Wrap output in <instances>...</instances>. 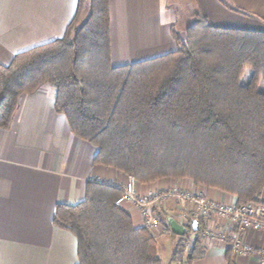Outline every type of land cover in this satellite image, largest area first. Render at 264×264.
<instances>
[{"label":"trees","instance_id":"1","mask_svg":"<svg viewBox=\"0 0 264 264\" xmlns=\"http://www.w3.org/2000/svg\"><path fill=\"white\" fill-rule=\"evenodd\" d=\"M110 1L79 0L64 36L0 64V128L11 127L24 94L50 83L73 134L98 147L96 164L143 184L188 178L238 205L261 203L264 31L197 15L185 37L173 29L176 50L115 66ZM122 186L91 180L81 202L57 204L54 224L77 237V264H162L157 236L116 205ZM185 227L193 244L176 248L175 264L206 252V220Z\"/></svg>","mask_w":264,"mask_h":264},{"label":"crops","instance_id":"2","mask_svg":"<svg viewBox=\"0 0 264 264\" xmlns=\"http://www.w3.org/2000/svg\"><path fill=\"white\" fill-rule=\"evenodd\" d=\"M78 3L0 0V64L8 65L17 53L64 36ZM193 6L196 12L189 25L197 15H204L216 26L264 31V0H193ZM110 12L113 65L176 50L173 29L180 30L170 0H111ZM98 151L97 146L73 134L66 116L56 111L50 83L22 96L11 127L0 128V264L78 263L77 237L54 224L57 204L81 202L91 180L124 184L128 178L114 168L96 164ZM171 185L202 192L213 201L237 204L236 196L196 185L188 178L138 183V190ZM153 206L167 228L157 240L166 236L175 252L181 237L175 229L183 223L162 203ZM122 207L135 226L142 227L138 208L128 202ZM179 208H183L180 202ZM231 226L222 217L207 223V228ZM245 236L256 248H264V232L249 230ZM205 246V254L193 264H255L257 259L236 257L226 244L210 238Z\"/></svg>","mask_w":264,"mask_h":264},{"label":"built area","instance_id":"3","mask_svg":"<svg viewBox=\"0 0 264 264\" xmlns=\"http://www.w3.org/2000/svg\"><path fill=\"white\" fill-rule=\"evenodd\" d=\"M137 183L136 178L130 176L122 184L123 193L115 203L120 207L125 202L136 206L140 212L142 227H147L154 236L158 237L167 229L161 213L154 209V203H162L164 209L173 211L174 216L183 225H186L192 217H201L207 223L222 217L231 221V228H207L203 235L204 244L208 238L220 241L226 244L236 257L257 256L255 264H264V248H256L245 236L249 230L264 232V201L242 205L217 202L207 198L202 192L179 186L142 192L138 190ZM179 202L182 203L183 208H179ZM193 238L191 236L186 240L180 237L179 241L180 244L190 248Z\"/></svg>","mask_w":264,"mask_h":264},{"label":"rangeland","instance_id":"4","mask_svg":"<svg viewBox=\"0 0 264 264\" xmlns=\"http://www.w3.org/2000/svg\"><path fill=\"white\" fill-rule=\"evenodd\" d=\"M170 2L172 3V6L175 9L176 15L178 18V23H179L178 30H180L178 33H180L182 36L185 37L186 31L188 28L187 25H189L188 23L190 22L194 12H196V10L193 6V0H170ZM127 177L129 178L130 176L127 175ZM163 179L179 180V179H183V178H163ZM138 183H137V185H138ZM169 187H172V185L167 186L165 188H169ZM174 205H175V203H174ZM158 242H159V248H160V251L162 254L161 255L162 264H170L172 262V256L174 253L172 246H169V244L167 243L166 236L159 237Z\"/></svg>","mask_w":264,"mask_h":264},{"label":"water","instance_id":"5","mask_svg":"<svg viewBox=\"0 0 264 264\" xmlns=\"http://www.w3.org/2000/svg\"><path fill=\"white\" fill-rule=\"evenodd\" d=\"M172 224L175 226V223H172ZM192 225H193L194 230H197L198 225H199V221L193 220ZM175 231L177 232V234L182 236L186 232V227H185V225H178V227L175 229Z\"/></svg>","mask_w":264,"mask_h":264}]
</instances>
